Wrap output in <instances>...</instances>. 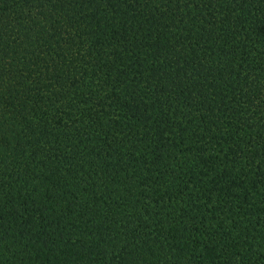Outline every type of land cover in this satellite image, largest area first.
Masks as SVG:
<instances>
[{
	"label": "trees",
	"instance_id": "1",
	"mask_svg": "<svg viewBox=\"0 0 264 264\" xmlns=\"http://www.w3.org/2000/svg\"><path fill=\"white\" fill-rule=\"evenodd\" d=\"M0 264H264V0H0Z\"/></svg>",
	"mask_w": 264,
	"mask_h": 264
}]
</instances>
